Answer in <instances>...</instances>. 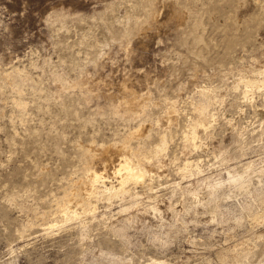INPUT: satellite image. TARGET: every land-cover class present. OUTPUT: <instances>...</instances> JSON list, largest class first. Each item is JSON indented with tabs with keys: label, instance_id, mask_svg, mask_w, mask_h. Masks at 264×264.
<instances>
[{
	"label": "rangeland",
	"instance_id": "rangeland-1",
	"mask_svg": "<svg viewBox=\"0 0 264 264\" xmlns=\"http://www.w3.org/2000/svg\"><path fill=\"white\" fill-rule=\"evenodd\" d=\"M0 264H264V0H0Z\"/></svg>",
	"mask_w": 264,
	"mask_h": 264
},
{
	"label": "bare ground",
	"instance_id": "bare-ground-1",
	"mask_svg": "<svg viewBox=\"0 0 264 264\" xmlns=\"http://www.w3.org/2000/svg\"><path fill=\"white\" fill-rule=\"evenodd\" d=\"M146 30V29H145ZM124 91H128V92H131L134 96L132 99L130 100H127V99H124L121 100V103L123 105V107L125 108L124 111L126 109L130 110L132 113H137V110L139 108V105L141 104L140 101H138L139 99H137V97L135 96V89H134V86L132 84H125L124 87L122 88ZM131 94V95H132ZM142 106V105H141ZM130 112V113H131ZM134 115V114H133ZM131 116V115H130ZM143 132V131H142ZM89 147V146H88ZM112 148V147H111ZM96 150V149H95ZM112 149H107L104 151V154L105 155H108L109 153H111ZM88 151V150H87ZM91 151V150H90ZM114 154H120L121 155V150L119 149H115L112 150ZM86 152V151H85ZM123 153V151H122ZM103 154V153H102ZM125 155V154H124ZM111 156V155H110ZM125 158V157H124ZM111 159V158H110ZM123 164L120 165V168L117 169V171L121 174V181L123 183L127 182L128 180H139V179H143V177L145 176V173L141 172L140 168L138 167H134L133 164L130 162L129 159H125L122 161ZM121 162V163H122ZM98 172H95L94 174H91L92 176V180H94V183L95 181L99 180V178H101V176L99 174H97ZM90 177V176H89ZM91 178V177H90ZM86 181V180H85ZM90 183L93 182V181H89ZM85 183V182H83ZM88 183V182H87ZM88 185V184H87ZM90 185V184H89ZM93 188V187H92ZM92 191V190H91ZM88 196V194H87ZM87 200V199H86ZM89 201V200H88ZM88 205V204H87Z\"/></svg>",
	"mask_w": 264,
	"mask_h": 264
}]
</instances>
